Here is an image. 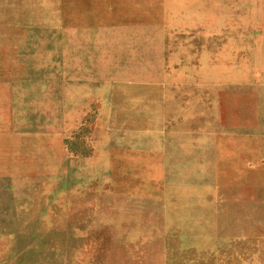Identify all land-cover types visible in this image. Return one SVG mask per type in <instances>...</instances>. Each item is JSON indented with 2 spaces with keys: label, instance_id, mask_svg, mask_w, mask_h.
<instances>
[{
  "label": "rangeland",
  "instance_id": "1",
  "mask_svg": "<svg viewBox=\"0 0 264 264\" xmlns=\"http://www.w3.org/2000/svg\"><path fill=\"white\" fill-rule=\"evenodd\" d=\"M41 1L0 3V264H264V0ZM125 63L195 70L207 116L10 120L28 67Z\"/></svg>",
  "mask_w": 264,
  "mask_h": 264
},
{
  "label": "crops",
  "instance_id": "2",
  "mask_svg": "<svg viewBox=\"0 0 264 264\" xmlns=\"http://www.w3.org/2000/svg\"><path fill=\"white\" fill-rule=\"evenodd\" d=\"M4 1L7 7L9 3L12 7L15 2L0 0V3L3 5ZM16 1L21 6L23 1L27 12L34 10L39 16L41 10H45L41 0ZM29 29L39 35L42 26L38 23ZM40 39L38 36L35 41L40 42ZM127 68L128 78L125 74L126 77L114 80H111V76L96 80L86 66L81 77L71 75L70 80H64L62 68L55 70L50 80L45 75L47 71L40 65L37 68L28 67L22 80L19 78L16 84L13 79V99L7 103V113L10 120L15 116H95L93 109L98 104L106 108L102 116H172L182 123L190 116H198L199 119L200 116H207L205 87L200 80L194 79L196 75H192V72L195 70L175 71L168 67L148 71L141 65L127 66L125 63L120 67V73L122 70L127 72ZM7 84L10 85L9 82ZM52 88L54 91L51 93ZM10 125L13 129V124Z\"/></svg>",
  "mask_w": 264,
  "mask_h": 264
}]
</instances>
